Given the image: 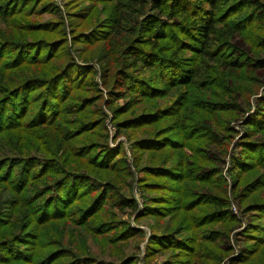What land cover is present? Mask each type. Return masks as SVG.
I'll list each match as a JSON object with an SVG mask.
<instances>
[{
  "label": "trees",
  "instance_id": "1",
  "mask_svg": "<svg viewBox=\"0 0 264 264\" xmlns=\"http://www.w3.org/2000/svg\"><path fill=\"white\" fill-rule=\"evenodd\" d=\"M27 1H0V22L14 30L16 17L26 13L14 3ZM109 1V16L90 32L99 36L87 40L84 33L70 32L74 43L86 41V51L95 48L96 71L86 62H67L61 69L56 40L14 42L0 29V264H53L65 255L53 250L40 259L29 257L26 247L35 231L39 237L42 227L66 224L75 203H80L78 227L94 230L99 255L117 253L121 243L141 234L117 219V212L138 211L137 202L121 193L128 185L114 186L110 174H102L114 173L121 148L97 147L106 158L117 157L108 164L96 151L95 158L84 157L93 148L71 146L84 133L102 128L98 107L88 110L102 99L99 86L106 91L116 134H139L132 147L148 155L141 174L163 178L161 184L142 175L143 192H162L146 198L136 217L172 218L170 232H153L148 241L149 254L168 251L164 264H219L232 251L228 236L238 221L230 212L220 165L233 139L228 119L248 109L241 120L244 135L229 154L228 173L233 201L244 205L251 221L236 234L240 253L228 264H264V6L259 0H235L229 6L224 0ZM50 11L43 6L64 27L58 8ZM251 28L260 36L239 37ZM66 31H60V45L66 43ZM66 75L71 80L76 75L75 84L59 87ZM83 86L87 98L72 95ZM65 114L75 116L77 131L63 130ZM107 177L98 189L97 181ZM67 253L65 264H132L134 259L122 254L115 263L90 262Z\"/></svg>",
  "mask_w": 264,
  "mask_h": 264
},
{
  "label": "rangeland",
  "instance_id": "2",
  "mask_svg": "<svg viewBox=\"0 0 264 264\" xmlns=\"http://www.w3.org/2000/svg\"><path fill=\"white\" fill-rule=\"evenodd\" d=\"M2 1V0H0ZM5 2L9 0H4ZM235 0H224L225 6L233 4ZM262 4L261 6H264V0H259ZM258 1V2H259ZM28 4L24 5V3L18 2L14 3V6L17 9L25 8L26 13L22 14L20 16L16 17V28L14 30L8 28L6 24L0 22V29L3 32H7L2 35V37L13 40L14 42L17 40L24 41V42H50L52 40H56L55 44V50L54 54H59L62 56V63L59 65L62 69L63 66L67 62H75L79 65H85V63H89L94 71L98 69L97 64H95V59H92L95 54L92 53L90 49L86 51L87 45L86 41L82 43H74L72 41V35L70 32L73 33V36H78V34H86L87 40L94 39L96 36H99L97 34H91L90 32L94 28H99L101 24L104 23V20L109 16L111 6L113 5L112 2L109 0H28ZM43 6H48V9H50V12H54L55 8H58L60 11V16L62 17V20L64 21V27H61L59 21V16L54 15L53 13H44L43 12ZM54 8V10H53ZM224 8V7H223ZM262 10V7H261ZM71 17L73 20L71 25L68 23V18ZM230 21L236 22L235 17H230ZM22 26V27H21ZM221 26V25H220ZM18 27H21L23 29H19ZM44 28V31H41V29L35 28ZM264 27V22H263ZM66 28L65 33V39L66 43L64 45H60L59 41L62 38V34L60 31L64 30ZM27 29H31V31H26ZM22 30V31H21ZM45 30L51 31V33H48ZM261 31H256L251 29H245L242 34H238L239 37L241 35L246 36L247 38L254 39V36H260ZM86 39V38H85ZM84 39V40H85ZM40 47V44L38 48ZM43 54L44 51H41ZM69 54V55H67ZM56 62V61H55ZM66 77L61 81L59 87L65 86L66 84H70L73 86L76 81L73 82L77 78L76 75L71 76L73 78L72 80ZM94 79L99 83L97 77L95 76ZM75 87V86H74ZM84 88V89H83ZM82 91H75L72 93V95L86 97L89 94L87 92V86H83ZM99 89L102 92V99L96 104L91 105L88 107V110H93L95 106H97L98 111L103 116V125L102 128L96 127L95 129H92L89 132L84 133L81 135L78 139H76L75 143H71V146H74V148H79L80 146H85L86 150L93 148L94 151H89L88 155H85L84 157L89 160V158H95L93 157L94 152L97 156L100 154V158H98L100 161H104L105 159L108 164H112L114 160L113 157H105L106 155H101V151L103 149H97V147L101 144L107 145L109 149L116 150L118 148H121L122 155L120 161L114 163L113 171L114 173H104L102 171V174H110L109 180L114 184V186H120V185H128V187H122L124 189L122 194H124L126 197L133 198L137 202V208L138 211L130 212L129 210H126L124 213L117 212V219L123 222H126L132 229L141 231V234L133 238V240H130L127 244H120V246H123L119 252L116 253V251L113 253L112 250L109 252H106L105 255H99V245L93 244V234L94 230L92 231V228H89L91 231H85L83 228L78 227L77 216H76V210L79 208L80 203H75L71 206L72 212L69 216L71 218L68 219L69 221L65 224L62 221V224H55L54 227H51V225H48L49 227H42L40 231V235L38 237V234H36V231L34 233V237H31L29 239V247L26 249L29 250V257L33 254L35 258H43L48 252L56 250L57 252H65L61 254V257H58L53 264H65L67 258L66 255L67 252H72L75 254V256H78L77 258L85 259V260H91L90 262L95 261H103L105 263H115L118 261V258L124 254L128 256L134 257L132 264H164L167 259H169L170 256L167 254L168 251H164L163 249H160L158 251L152 252L151 254L148 253V241L150 238V235L153 234H164L167 232H170L171 226H172V218L166 217L163 220L156 219L153 217H144L137 219V214L139 211H142L144 208V204L146 202V198L151 197H157L159 196V193L162 191L154 192H143L140 187V178L143 174H141L140 169L148 165L146 162H148V155H140L137 151H134L132 143L139 138L138 132L129 131V132H121L118 135L115 131V125L113 122V114L110 108L106 105L107 100V94L106 91L99 86ZM181 90V89H180ZM177 93L179 90H175ZM175 91H172L170 93V99L175 97ZM262 90L260 89L259 94H261ZM173 93V95H171ZM257 95H250V101L253 100L254 97H258ZM76 103V102H75ZM122 104L121 102L117 103ZM165 106V105H162ZM249 113L254 111L253 102H251V105L249 106ZM96 109V111H97ZM248 110V109H247ZM246 110V111H247ZM246 111L241 113L237 118H231L228 119L227 126L230 128V130H233V139L232 142L228 146V152L226 155L223 156V162L220 165V170L223 178L227 182L226 186V198L229 201L230 205V212L237 217V223L235 226L231 227L232 231L229 233L228 236V244L231 246L232 251L229 253V255L225 258H221L219 264H228V261L231 257H237L240 253L241 245L237 243L235 240L236 234L243 231L250 220V214L244 213V205L241 207H238V204H236L233 201L232 191H231V177L228 173L229 167H230V151L232 149V145L234 142L238 141L241 136L244 135V127H242V119L246 117ZM61 118L64 119L66 124L63 127V130H70V131H77V125L75 124V116L72 114H65L64 116L61 115ZM103 135V136H102ZM104 136H106V139H103ZM103 137V138H102ZM101 150V151H99ZM100 152V153H99ZM187 156H190V150H187L184 148L183 151ZM104 158V159H103ZM86 159H78L76 160L78 163L83 162L87 163ZM154 164V163H152ZM88 171L89 169H85ZM92 173V172H91ZM113 179H112V175ZM126 174H128V177H125ZM125 178H124V177ZM145 177V180H148L149 182H159L163 183V178H155L150 175H143ZM125 179V180H124ZM104 180V181H102ZM108 177L104 179H100L98 182V189H101V186L99 184L107 183ZM101 182V183H99ZM111 194V193H108ZM89 197L87 198V200ZM248 202V201H246ZM74 211V212H73ZM95 218V217H94ZM67 219V220H68ZM65 220V221H67ZM75 220V221H74ZM235 228V229H234ZM117 233V232H116ZM116 233L113 232L110 236H114ZM264 250V247L263 249ZM124 251V252H123ZM123 252V253H122ZM264 252V251H263ZM264 255V254H263ZM95 258V259H94ZM120 260V259H119ZM101 261V262H102ZM38 262V261H36ZM38 264V263H37ZM251 264V263H250Z\"/></svg>",
  "mask_w": 264,
  "mask_h": 264
}]
</instances>
